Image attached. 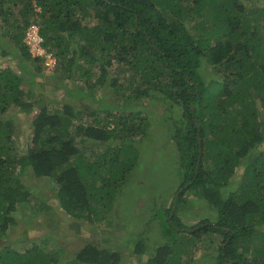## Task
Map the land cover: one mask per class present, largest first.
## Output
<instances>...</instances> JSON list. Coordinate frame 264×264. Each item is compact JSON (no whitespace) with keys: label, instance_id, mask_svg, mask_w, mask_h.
Returning <instances> with one entry per match:
<instances>
[{"label":"trees","instance_id":"1","mask_svg":"<svg viewBox=\"0 0 264 264\" xmlns=\"http://www.w3.org/2000/svg\"><path fill=\"white\" fill-rule=\"evenodd\" d=\"M194 18L197 33L188 24ZM30 22L56 56L54 70L83 78L70 92L92 96L108 81L123 106L77 108L60 100L34 108L43 58L23 41ZM1 40L13 48L0 44L13 64L0 63V264H120V252L92 241L62 259V249L49 251L41 236L19 247L2 239L14 211L34 216L44 205L23 181L28 171L55 183L58 206L72 219L93 223L111 208L149 126L127 101L154 96L180 109L164 117L171 118L178 183L152 215L163 241L145 264H194L186 244L212 233L222 235L217 250L195 264H264V0H0ZM204 63L212 71L205 79ZM58 88L69 89L64 80ZM8 107L32 114L23 152L14 146ZM193 196L215 219L187 228L178 208ZM134 250L145 251L142 236Z\"/></svg>","mask_w":264,"mask_h":264},{"label":"rangeland","instance_id":"2","mask_svg":"<svg viewBox=\"0 0 264 264\" xmlns=\"http://www.w3.org/2000/svg\"><path fill=\"white\" fill-rule=\"evenodd\" d=\"M194 21L196 18L189 20L188 24L190 30L197 33L198 29L191 25ZM0 44L9 51L13 50L9 43ZM0 63L13 64V59L10 54L0 53ZM42 71V76H35L38 90L36 93L41 94L42 97L34 108L45 101L51 102V106H54L60 100H68L77 108L88 106L92 109L99 108L100 104L121 107L126 102L125 99L114 95L113 86L109 85L108 81L103 87L95 89L91 93L92 96H88L81 92L69 91L78 88L77 85L82 84L83 78L74 74L67 79L62 76L63 72L60 69L47 70L43 67ZM201 72L204 79L212 73L205 63L201 67ZM63 80L69 88L68 92L63 88L54 89V85ZM127 102H132L136 109L141 108L145 112L149 117V126L146 136L136 143L138 149L136 166L127 175L122 191L118 190L115 193L114 205L107 210L100 209L99 217L93 223L83 219H72L58 206L54 195L55 183L53 184L50 178H36L28 171L27 174H23V181L29 186L34 197L37 196L41 201L43 200L44 205L34 216L27 208L14 211V222H16L3 237L4 243H12L13 246L19 247L23 239V242L27 241V244H30L31 239L28 237L37 239L41 236L49 251L60 252L62 249L63 252L60 253L63 259L69 257L87 241H92L120 252V264H145L155 246L163 241L158 221L152 215L158 207L169 204L178 183V176L173 171L177 164L175 145L167 128L171 118L164 119V117L169 114L176 116L180 109L178 106L168 109L167 101L156 96L149 99L132 98ZM5 114L13 117L14 146L18 151L23 152L31 134L32 114L22 113L15 107H8ZM80 116L82 122L86 123L85 119H89L84 113ZM240 170L237 171L235 179H239ZM187 201L186 204L181 203L178 208V215L187 228L202 218L215 219V211L201 198L193 196ZM34 204L33 207H36L35 201ZM139 236L143 237L145 244V251L142 254L134 250V241ZM221 239L220 233L201 236L196 242L187 243L185 250L191 251L194 255L192 263L198 262L199 258L203 262L206 256L209 258V254L215 253ZM185 256L184 254L182 257Z\"/></svg>","mask_w":264,"mask_h":264},{"label":"built area","instance_id":"3","mask_svg":"<svg viewBox=\"0 0 264 264\" xmlns=\"http://www.w3.org/2000/svg\"><path fill=\"white\" fill-rule=\"evenodd\" d=\"M38 10L39 7L35 6ZM23 41L28 47L32 56H40L43 58V67L52 70L57 65L56 56L43 45V38L39 33V25L36 22H30L24 32Z\"/></svg>","mask_w":264,"mask_h":264},{"label":"water","instance_id":"4","mask_svg":"<svg viewBox=\"0 0 264 264\" xmlns=\"http://www.w3.org/2000/svg\"><path fill=\"white\" fill-rule=\"evenodd\" d=\"M173 203L175 204V198H174ZM173 211H174V209L172 208L170 215L173 213Z\"/></svg>","mask_w":264,"mask_h":264}]
</instances>
